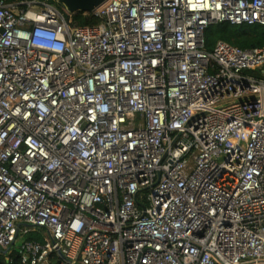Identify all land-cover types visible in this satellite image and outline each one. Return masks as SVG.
<instances>
[{
	"label": "built area",
	"instance_id": "obj_1",
	"mask_svg": "<svg viewBox=\"0 0 264 264\" xmlns=\"http://www.w3.org/2000/svg\"><path fill=\"white\" fill-rule=\"evenodd\" d=\"M59 5L0 0V251L264 264V48L204 49L264 0H106L87 27Z\"/></svg>",
	"mask_w": 264,
	"mask_h": 264
},
{
	"label": "trees",
	"instance_id": "obj_2",
	"mask_svg": "<svg viewBox=\"0 0 264 264\" xmlns=\"http://www.w3.org/2000/svg\"><path fill=\"white\" fill-rule=\"evenodd\" d=\"M62 9V6L59 5ZM71 26L87 27L96 26L102 20L92 13H74L69 16ZM206 52H211L216 43L219 41L226 42L231 46L240 48L242 50L264 48V26L253 25H232L227 22H221L209 25L204 31ZM244 74L259 76L258 71H245ZM25 238L29 241L37 240L35 234H28ZM0 264H20L19 252L16 249L8 251L4 255L0 251Z\"/></svg>",
	"mask_w": 264,
	"mask_h": 264
},
{
	"label": "water",
	"instance_id": "obj_3",
	"mask_svg": "<svg viewBox=\"0 0 264 264\" xmlns=\"http://www.w3.org/2000/svg\"><path fill=\"white\" fill-rule=\"evenodd\" d=\"M59 4L69 14L74 13H93L106 0H57ZM6 255L5 251H1Z\"/></svg>",
	"mask_w": 264,
	"mask_h": 264
},
{
	"label": "rangeland",
	"instance_id": "obj_4",
	"mask_svg": "<svg viewBox=\"0 0 264 264\" xmlns=\"http://www.w3.org/2000/svg\"><path fill=\"white\" fill-rule=\"evenodd\" d=\"M63 8V7H62ZM20 243L17 244V246H19Z\"/></svg>",
	"mask_w": 264,
	"mask_h": 264
}]
</instances>
